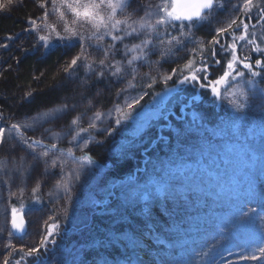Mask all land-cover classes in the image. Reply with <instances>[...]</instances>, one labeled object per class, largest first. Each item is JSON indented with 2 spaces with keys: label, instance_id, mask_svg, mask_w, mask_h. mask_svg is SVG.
<instances>
[{
  "label": "rangeland",
  "instance_id": "obj_1",
  "mask_svg": "<svg viewBox=\"0 0 264 264\" xmlns=\"http://www.w3.org/2000/svg\"><path fill=\"white\" fill-rule=\"evenodd\" d=\"M14 1L16 2L13 5L18 7L25 2L34 5L38 12H35L30 19H35L37 26H41L43 10L38 7V0ZM47 2L51 10V0ZM138 2L147 5L154 4L158 0H138ZM218 3L221 6L214 10L207 22L194 29L201 33V39L206 41L209 37L211 38L215 34L216 27L224 26L232 18H236L238 23L243 20L248 24L247 36L244 40L237 41V56L242 58L248 55L251 59L248 62L253 65L255 59H264L261 54L252 52L254 45L249 44L250 40H254L255 44L264 48V27L256 23L257 20H261V14L258 15L259 10L257 13L251 12L252 6H249V10L245 11V0H224ZM136 7V2H134L124 15L131 13ZM150 11L154 12L155 9L141 7L140 13L137 12L138 18L144 16L145 20L154 19V16L148 15ZM249 15L252 17L251 20L244 18ZM48 23L61 24L62 21L54 14L49 18ZM25 27L31 29L29 22L25 23ZM85 28L86 31H90L87 26ZM243 32V25H241L232 34L226 35L222 42L230 43L234 37H239ZM41 34L44 32L32 31L29 38H21V40L25 44L31 41V44L38 46L40 43L37 38ZM14 37L15 33L13 40L9 41L5 36H0V50L7 49L10 43L22 45L18 42V38L14 40ZM5 45L7 48H4ZM88 51L92 53L89 62L96 58L97 61L103 58L101 51H95L92 48ZM225 56L226 65L231 53ZM237 67L242 68V65ZM210 74L209 69V78ZM248 75L246 74L245 79ZM255 79L261 86H264V78ZM243 87L245 85L240 82L239 78L236 81L229 78L218 86L220 96L216 99L223 107L224 114L212 126L196 123L201 126L188 127L187 122L185 124L182 118V122L173 127L169 119L165 117L169 127L173 129L172 137L168 138L166 145H159L150 154L143 151L146 158L142 159L140 172L134 171L133 176L131 174L119 180H111V183L115 185L122 182L127 183L134 178L140 184L147 179L155 180L153 166H156L158 170L161 162L167 163L174 160L182 164L186 173L177 178L175 183L177 196L174 199L160 195L148 201L141 200L135 204H127L118 189L113 190L114 194L108 197L106 190L102 187L105 183L102 177L87 181L84 178L80 179L85 180L81 185L80 180L76 179L78 162L72 155L73 152L71 154L68 152L71 146H60V142L64 141L65 144H69V140L72 139L66 128L67 134L58 143V153H62L66 161L63 175L60 174L59 167L45 174L44 169L39 168L38 164L26 178L40 176L38 183L40 189L53 203V208L44 207L41 210L28 211L24 214L27 230L23 235L15 236L10 232L12 237H5L4 232L0 231V264L5 259V250L11 245L22 248L25 253L28 248L39 245L40 239L47 235V231L43 229L45 223L55 217V214L59 215L61 220L73 219L76 221L72 222L81 225L71 230L66 227L58 231L55 229L53 237L49 239L45 247L41 248L40 256L26 258L21 264H81L82 261L86 264H97L101 257H106L114 264H129V257L131 264H159V259L166 258L169 254L175 256L181 264L183 260L190 261L191 264H220L221 258L233 260L235 264H264V259L239 260L236 255H227L238 253L248 257L259 256L256 249L264 246V240L259 239L261 231L258 219L260 215H264V152L261 151L264 148V138L255 134V129L252 134L249 133V128L257 124L264 116V111L261 110L264 107V101H261L259 97L252 100L247 109V124L244 126L237 125L236 129L227 135H222L218 131L221 120L227 119L232 114L231 102L239 96ZM1 98L2 94H0ZM94 109L88 107L84 110V123H87V117L94 112ZM5 115L0 109V117H2L0 127L13 123L10 121L13 118L11 113L8 115L9 119ZM111 121L112 118L105 115L104 121L98 123L97 129L111 127ZM61 124L65 125L63 122ZM61 128L65 127L59 126L58 129ZM58 129L54 130L59 132ZM132 129H136V126L134 125ZM33 133L37 134L38 130ZM85 141L87 140L84 139ZM14 142L8 140L0 146V165H3L4 170L3 175L0 176L2 178L0 179V197L6 206L9 202L12 203V200L16 203L22 201L20 195L26 192L22 188L23 185L14 182L15 179L10 183L7 182L11 173L15 171L19 158L24 155L20 147H17L15 151L10 149V145ZM84 142L80 141V145ZM71 149L77 150L75 147ZM6 152H9L10 160L9 156H5ZM122 154H125L124 150ZM253 154L255 159L250 160L249 156ZM28 160H31L30 156ZM85 169L90 171L89 168L85 167ZM88 171L79 174L82 175ZM2 181L6 182V186ZM27 186L35 187V185ZM249 186L256 193L255 199L248 201L237 198L236 190ZM9 193L11 198L10 195L7 196ZM93 201L103 203L97 205ZM249 208L256 209L255 216L248 217L243 223L237 222L239 212H247ZM86 212L90 213L86 215ZM78 213L81 215L70 216ZM10 215L12 217V213ZM21 215L23 214L16 212V216ZM78 217L84 221H79ZM8 222L10 230V221ZM113 232L121 237L119 242L112 247H101L98 241H103L108 233ZM132 241L137 242L138 246L135 249L132 247Z\"/></svg>",
  "mask_w": 264,
  "mask_h": 264
},
{
  "label": "snow or ice",
  "instance_id": "obj_2",
  "mask_svg": "<svg viewBox=\"0 0 264 264\" xmlns=\"http://www.w3.org/2000/svg\"><path fill=\"white\" fill-rule=\"evenodd\" d=\"M136 0H51V10L47 0H38V7L43 10L42 24L37 26L35 19H30L29 24L31 29L26 31H43L44 34L38 35V43L42 44L45 50H50L55 47H60L64 50H70L79 44V50L72 55L71 59L66 63L63 72L66 74V79H71L72 73L82 64L90 72L94 73L96 83H100L105 79L111 77L116 78V82L124 80L126 77L135 80L137 77V70L133 67L135 61L147 60L150 55L154 54L157 44L156 39L167 37V47L161 51V57L175 56V52L183 50L187 59L182 65L172 67L165 74L152 76L146 73L143 79L150 82L141 85L143 91L131 102H125L126 112H122V108L117 104L114 105V111L117 113V118L114 121L113 127H106L100 129L106 137L114 135L119 129L116 126L126 128L124 122H131L136 126L138 131L150 119L151 105L149 111L141 114L144 105L141 101L147 96L148 89H151L157 80H161L165 88L163 93H155L154 98L168 96L173 92L179 93L182 88L177 86L183 85H198L201 89L210 90L214 97L220 96L219 85L226 82L229 78L236 81L239 78L240 82L245 85L240 90L239 96L231 102L232 114L227 119L221 120L218 131L222 135H227L229 132L236 129L237 125L244 126L247 124V109L252 100L259 97L264 101V86H261L255 78H264V59H255L253 63L248 62L250 57L244 55L242 58L237 56V41L244 40L247 36L248 24L240 20L238 23L236 18H232L224 26L216 27L215 34L211 39L205 41H193L194 29L204 22H207L214 10L221 6L218 0H186L184 3H179L178 0H158L156 3L142 5L137 2V7L131 13L124 15L126 10L131 7V4ZM14 0H2L0 2V11L11 7ZM252 5V0H245L244 9L249 10ZM141 7L154 8V12H148L149 16H154L152 20H145L139 17V22L134 19ZM58 16L61 24L48 23L49 18L53 15ZM120 17V18H118ZM261 19H264V8H261ZM176 22H180L178 25ZM186 22V23H185ZM243 25L244 32L239 37H234L232 42H222L228 34H232L234 30L239 29ZM87 26L90 31H86ZM172 32H177L173 36ZM106 37L111 40L110 44H103ZM139 44H132L131 47L124 44L129 38H140ZM95 40L96 43H92ZM193 42L194 47L187 48L186 44ZM163 44L164 40L160 39ZM118 44L123 45V49L118 47ZM249 44H253L251 51L259 53L264 56V48L259 44H255L254 40H250ZM219 46V52L217 50ZM6 47V45H5ZM95 49L103 53V58L98 61L93 59L89 63H84L89 60L92 53L88 49ZM123 51L127 56L129 53H137L132 55L130 59L116 60L115 57ZM231 53L230 58L227 59L225 69L217 79L211 80L209 78V69L211 64H221V59L218 55L225 56ZM197 57L199 59H197ZM180 56H175V59H181ZM161 61H157L159 64ZM242 65V68H238ZM99 71H96V69ZM129 69H131L129 71ZM247 70L248 78L245 79ZM172 81L173 87H167L168 83ZM92 84L87 80H82L73 88V97L79 96L81 101H87L85 108L94 106V102L103 94L102 90H97L96 93L89 96ZM125 91L121 88L117 91V96ZM31 99V94H26ZM195 99V97H193ZM68 96H64L60 103L54 104L49 108H38L34 115H26L22 122H13L6 127H0V146H3L6 141H15L10 145V149L15 151L17 147L23 149L24 155L19 158V163L15 167L16 173L23 179H26L33 169L38 164L44 165V173L47 174L51 169L60 168V174L63 175L66 161L62 153H58V143L63 140L67 134L64 128L59 132L53 130V126L57 121L61 120L69 112L76 109L77 103L75 99L73 103H67ZM162 102V101H161ZM264 111V107L261 109ZM110 115V113H109ZM2 119V117H0ZM105 119V113L101 110H96L87 117V127H84L85 113H78L75 117L67 123L68 133L71 134L72 139L69 144L78 146L83 152L87 148V144L80 145V138L82 134H87L92 130L97 129L98 123H102ZM196 117L193 116L191 126L198 128L201 125L196 124ZM49 125V127H44ZM42 129L38 136H27L26 132H36ZM255 129V134L264 138V116L261 117L257 124L249 128V133L252 134ZM135 135V133H133ZM48 141H52L48 143ZM97 143H103L98 141ZM128 146L132 145L131 141H127ZM118 153L122 154L123 148L116 149ZM264 152V148L261 149ZM68 152L71 154L72 149ZM31 160H28V157ZM250 160L255 159V155L249 156ZM94 164V160L89 155H81L77 163L76 179H80L81 172H86L85 165ZM3 167V165H0ZM147 170V169H146ZM155 180L147 179L142 184L137 180L131 179L127 183L119 185H112V189L108 192V197L114 194L113 190L118 189L119 194L124 196V202L127 204H135L141 200L148 201L150 198L155 199L160 195L165 198H176L177 192L175 183L178 177L186 175L181 163L170 160L167 163L161 162L159 169L153 166ZM15 176H10L7 182L14 180ZM35 191V189H33ZM237 198L251 201L255 199V191L249 187H240L235 192ZM94 204H102V201H93ZM256 209L249 208L247 212L240 211L237 216V222L243 223L248 217L255 216ZM260 221V240H264V215L258 217ZM12 227L18 229L21 225L16 222V209H12ZM55 225H49L47 235L40 239L39 245L28 248L27 252L15 261V264H21L26 258L39 257L41 248L45 247L50 238L54 235ZM121 239L116 233H108L103 241H98L101 247L108 248L114 246ZM137 242L132 241V247H137ZM259 256L252 255L251 257L228 253V256L236 255L239 260H257L264 259V246L256 249ZM21 252L23 249L21 248ZM199 255V253H196ZM131 264V258H128ZM2 264H12V262L5 257ZM81 264H86L82 261ZM97 264H114L113 261L106 257H101ZM159 264H181L175 256L169 254L168 257H161ZM182 264H191L190 261L183 260ZM220 264H235V261L226 258H221Z\"/></svg>",
  "mask_w": 264,
  "mask_h": 264
},
{
  "label": "trees",
  "instance_id": "obj_3",
  "mask_svg": "<svg viewBox=\"0 0 264 264\" xmlns=\"http://www.w3.org/2000/svg\"><path fill=\"white\" fill-rule=\"evenodd\" d=\"M219 1L224 0H218V2ZM137 2L138 0H136V6ZM133 4L134 2L131 6ZM251 6L250 11L257 13L260 8H264V0H252ZM35 12H38V9L29 2L22 3L19 7L12 5L0 11V36H5V38L10 41L13 40V34L15 33L14 40L18 38V42L22 43V45L19 43L17 45H12L10 43L8 48L7 46L4 47L7 49L0 50V94H2L0 109L7 115V119L10 118L8 115L11 113L13 118H11L10 121L12 122H22L26 115H34L38 108H49L54 104L60 103L62 98L67 95V103L71 104L75 99L77 107L74 111L69 112L61 120L57 121L54 125L55 128H53V130H56L59 126H64V131L66 132L67 126L65 125L67 122L86 109L85 104L87 101L85 100L82 102L79 96L73 97L72 93L75 85L87 79L92 84L89 96L96 93L98 89L102 90L103 93L99 99L94 102V106L89 107L92 109L95 108L94 111L99 109L104 112L105 115H109L110 113L109 116L112 118L111 127H113L114 121L117 118V113L114 111L113 106L118 104L122 108V112H126L125 102H131L134 97L138 96L143 91L141 85L150 82L143 79L146 73H150L152 76H162L172 67L182 65L187 59L183 50L175 52V56H180L182 57L181 59H175V56L161 57V51L167 47V37L165 36L156 39L155 43L157 44V48L154 54L150 55L147 60L134 62L133 67L137 70V77L135 80L126 77L124 80L117 83L116 78L111 77L110 79H105L100 83H96L94 73H90L83 64L72 73L71 79H66V74L63 72V69L72 55L79 50V44L70 50L55 47L47 51L42 44L36 46L31 44V41L25 44L21 38H29L32 31H26V29H22V26L24 23L29 22V19L33 17ZM138 13L140 12L138 11ZM260 14L259 12L258 15ZM134 19H139L137 13ZM137 21L139 22V20ZM176 23L178 25L180 22ZM256 23L264 27V19L261 21L257 20ZM202 27L203 26H201V28ZM172 35H177V32H172ZM141 38L143 37L136 39L129 38L124 44L131 47L132 44H139ZM201 38V33L194 30L193 41L202 40ZM160 39L164 40L163 44L160 43ZM209 39L211 38L209 37ZM92 43H96V41L93 40ZM102 43L107 45L111 43V40L109 37H106ZM194 46L195 44L193 42L186 44L187 48ZM118 47L123 49V45L118 44ZM217 50L219 52L218 46ZM136 54L137 53L133 52L125 56L123 51H121L115 59L121 60L123 57L126 60ZM217 58L221 59V64H211L210 79L212 80L222 75L225 67L226 56L218 55ZM197 59L199 58L197 57ZM157 61L161 62L157 64ZM84 63H89V60ZM130 70L131 69H129V71ZM96 71H99V69L97 68ZM244 71L247 74V70ZM167 87L172 88L173 82L170 81ZM177 87L183 90L179 93L173 92L168 96L162 95L157 98H154V94L163 93L165 88L161 80H157L154 86L147 90L149 94L141 101V104L144 105L141 114L148 112L149 106L151 105V115L149 121L138 131L132 129L134 124L131 122H124L126 128L116 126L119 130L110 137H106L99 129L92 130L87 134H82L80 138V141L83 142L84 139L87 140L84 142V144H87V148L84 149L83 152L78 146L68 143L65 144L64 141L60 142V146L62 147L71 146V148L75 147L77 149L75 151L72 150V155L76 158L77 162L81 155H89L93 158L94 164L85 165L90 171L80 175V179L84 178L87 181L88 179L94 180L95 178L102 177L105 182L102 187H104L106 194H108L109 190L112 189V185H114L111 183V180H119L127 175H131L134 171L137 173L140 172L142 159L144 160L146 158L143 151L150 154L159 145H166L165 142H167V140H169L168 138H171L173 134V129L169 127L167 119H169L170 124L175 127L182 122L183 118L185 124L187 122V126L191 127L194 115L197 118L196 123L209 126L214 125L223 117L224 109L219 105L216 97L210 93V90L201 89L198 85H183ZM121 88H124L125 91L117 96V91ZM26 94H31L30 100L29 96ZM193 97H195V99H191ZM62 122L65 125H62ZM162 124L164 125L162 126ZM83 126L87 127V123H84ZM44 127H49V125H44ZM60 130L61 129H58V131ZM40 131H42V129H38L37 134L28 131L26 135L38 136ZM133 133H135V135H133ZM98 141H103V143H97ZM127 141H131L132 145L128 146L126 144ZM51 142L52 141H48V143ZM120 148H123L125 154H120L115 151ZM8 153L9 152L5 153L6 157L9 156ZM10 157L11 156L8 157L9 160ZM39 168L44 169V165L39 164ZM3 173V167H0V176L3 175ZM17 174L18 173L14 171L11 173V176H15L14 182L18 185H23L22 188L26 191L22 192L20 195L22 201L16 203L15 200H12V203L9 202L6 206L5 202L0 197V231L4 232L3 235L5 237H12L8 229V220L10 219L13 208L16 209L17 213L23 215L27 214L28 211H38L44 207L49 209L53 208V203L50 202L40 189V184H38L40 176L36 175L30 179H23ZM84 182L85 180H80L81 185ZM2 183L6 186L5 181H2ZM27 185H35V187ZM33 189H35L34 192ZM8 195H10V193L7 194V196ZM11 197L10 195V198ZM89 213L90 212H86L85 214L87 215ZM80 215L81 214L78 213L70 216L77 217ZM72 221L76 220H61L59 215L55 214V217H52L45 223L43 229L47 231L49 225H55L57 231L62 227L71 230L81 225H77ZM79 221L84 220H80L79 218ZM24 253V250L21 252V248L11 245L9 249L5 250L4 256L8 257L12 264H15V261L19 260ZM22 262H25V260Z\"/></svg>",
  "mask_w": 264,
  "mask_h": 264
},
{
  "label": "water",
  "instance_id": "obj_4",
  "mask_svg": "<svg viewBox=\"0 0 264 264\" xmlns=\"http://www.w3.org/2000/svg\"><path fill=\"white\" fill-rule=\"evenodd\" d=\"M179 3H184L186 0H178ZM12 218L10 219V229L15 236L23 235L27 230V221L23 216H16L17 224L21 225L18 229H13L12 227Z\"/></svg>",
  "mask_w": 264,
  "mask_h": 264
},
{
  "label": "flooded vegetation",
  "instance_id": "obj_5",
  "mask_svg": "<svg viewBox=\"0 0 264 264\" xmlns=\"http://www.w3.org/2000/svg\"><path fill=\"white\" fill-rule=\"evenodd\" d=\"M259 12L261 13V8L259 9ZM245 19L247 18L248 20H251L252 19V17L249 15V16H246V17H244ZM260 19H261V17H260ZM262 20V19H261ZM249 60H251V59H249Z\"/></svg>",
  "mask_w": 264,
  "mask_h": 264
},
{
  "label": "bare ground",
  "instance_id": "obj_6",
  "mask_svg": "<svg viewBox=\"0 0 264 264\" xmlns=\"http://www.w3.org/2000/svg\"><path fill=\"white\" fill-rule=\"evenodd\" d=\"M22 29H26V27H25V23H24V25L22 26Z\"/></svg>",
  "mask_w": 264,
  "mask_h": 264
}]
</instances>
